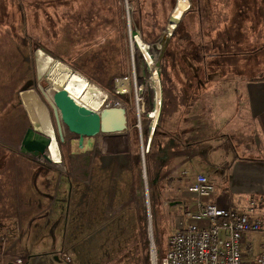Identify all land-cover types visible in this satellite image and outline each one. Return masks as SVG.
Returning <instances> with one entry per match:
<instances>
[{
  "label": "rangeland",
  "instance_id": "1",
  "mask_svg": "<svg viewBox=\"0 0 264 264\" xmlns=\"http://www.w3.org/2000/svg\"><path fill=\"white\" fill-rule=\"evenodd\" d=\"M24 1L0 0V189L8 190L12 181L15 190L16 178L20 184L31 175L30 186L43 180L49 188L37 209L27 210L24 227L16 219L14 237L0 229V262L150 264L184 214L183 203H170L186 198L197 173L217 190L218 154L238 143L235 132L219 140L223 123L202 118L203 108L224 96L236 114L229 127L240 120L241 87L264 77V52L249 54L264 50V0H128L131 12L122 0H94L91 9L90 1L79 0L60 11L59 0H45V14L34 17ZM75 6L80 12H73ZM170 15L182 17L177 27ZM221 26L226 29L219 32ZM227 40L237 48H225ZM199 45L209 50H196ZM214 48L227 55L209 57ZM37 50L50 56L41 77ZM62 88L94 112L114 105L127 109L126 128L86 140L85 178L66 159L76 151L77 137L52 100ZM24 90L34 96L22 99ZM242 128L249 129L248 123ZM25 136L42 142L50 161L22 152ZM218 143L224 144L208 158ZM10 198L20 213V197ZM4 203L2 213L13 216ZM3 214V225L14 222ZM32 253L41 256L28 262Z\"/></svg>",
  "mask_w": 264,
  "mask_h": 264
},
{
  "label": "crops",
  "instance_id": "2",
  "mask_svg": "<svg viewBox=\"0 0 264 264\" xmlns=\"http://www.w3.org/2000/svg\"><path fill=\"white\" fill-rule=\"evenodd\" d=\"M78 1L79 0H59L58 11L63 8L64 10H70L72 7L69 6L67 8L66 5L69 3L73 4V2L76 5ZM85 1H90L91 9V5L94 0ZM23 3H26L33 17L43 14V10L46 7L45 0H25ZM74 8L73 12H80L78 7L75 6ZM93 12H96V10ZM23 19H25L24 15ZM222 28V26L219 27L218 31L221 32ZM223 29L225 30L226 26ZM212 34L213 36L217 35V33ZM36 57L39 65H45L47 67L50 66V56L45 52L37 50ZM241 89L243 94L240 96V111L238 112V116L241 117L240 120L234 121V124L232 125L233 128L229 127V125L233 123V118L236 117V114L235 112H232L234 107H231L229 101H227V97L223 96L213 98L208 102L207 106L203 108V115L202 113L200 114L202 115V118H209V116H211L212 120H217L218 123H223L224 133H220V131H218L219 140L221 137H224L225 139L227 138L228 141L227 135L229 132H235L238 135L240 134L239 136L237 135L238 143H232L231 141L232 148L229 152L218 154V157L220 158L218 159L217 168L219 170L216 180L217 190H215L214 195L209 201L220 204L223 207L229 206L232 209H243L245 208L249 197H259L263 201V206L258 214L261 217H264V80H249L248 82H244ZM243 123H248L249 129L242 128ZM223 144L224 143H218L212 146V148L208 151V158L215 157V151L217 149L219 150ZM229 153L230 156L228 158ZM221 157H223V159ZM20 179L21 183L18 184V178H16L17 189L14 190L12 187V181L8 190L5 191L0 189V202L6 201L10 210L13 208L15 209L14 205L11 204L8 199H11L10 197L16 193L20 197V206H22V210L24 211L20 210L19 213L18 210L16 213L13 209L11 211L15 214L13 216H8L2 213V208L0 207V211L4 215V219L5 217H9L10 220L14 221L9 222L7 225H3L4 223H1L0 221V229H5V233L10 237H14L16 235L17 225H19V223H21V227H24V225L28 223V221H24V218L29 219V215H31L30 213L37 209L34 208V206L42 203L45 197L48 196L49 187L43 182V180H41L40 184L36 181L35 183L32 182V186H30L31 181L33 180L32 175L30 177H25V179L22 177ZM180 193L182 196V192ZM184 196H186L184 200L177 199L175 202L170 203V205L176 206L183 203L181 207H184V209L187 207L193 209L194 197L188 193V191H186ZM23 197L25 198L23 199ZM0 206L5 207L6 203ZM27 210L30 212L29 214H27ZM1 213L0 219L2 217ZM17 218L20 220L19 223L16 222ZM247 238L254 243L256 252H259L260 244L264 242V236L251 234ZM14 240L16 239H13V241ZM9 241L12 242V238L9 239ZM26 256L28 257L29 254H26ZM39 256H41V254L32 253L30 258H28V262H30V260L35 261L34 259L39 258ZM0 264L2 263L0 262Z\"/></svg>",
  "mask_w": 264,
  "mask_h": 264
},
{
  "label": "built area",
  "instance_id": "3",
  "mask_svg": "<svg viewBox=\"0 0 264 264\" xmlns=\"http://www.w3.org/2000/svg\"><path fill=\"white\" fill-rule=\"evenodd\" d=\"M122 2L131 12L129 1ZM130 18L132 25V13ZM187 191L194 197V208L183 210L165 251L160 257L151 255L150 264H264V242L256 252L247 238L251 234L264 236V217L258 214L261 198L249 197L243 209L219 206L209 201L215 185L202 173L193 175ZM150 243L153 247L151 239Z\"/></svg>",
  "mask_w": 264,
  "mask_h": 264
},
{
  "label": "water",
  "instance_id": "4",
  "mask_svg": "<svg viewBox=\"0 0 264 264\" xmlns=\"http://www.w3.org/2000/svg\"><path fill=\"white\" fill-rule=\"evenodd\" d=\"M20 95L22 99H25L29 95L34 96V93L30 90H24L20 92ZM52 100L56 109L59 111L60 119L63 125L66 126L69 133L77 137L76 151L71 152L66 156L69 168L77 177L85 178L90 169V153L87 151V147L90 146V141L86 140L94 138L95 136L102 133L103 116L98 112H94L85 107L77 105L69 97L64 88L55 91L52 96ZM135 107L139 120L140 115L136 100ZM111 109L117 110L122 116L127 115V111L121 107L117 109L112 107ZM124 128H126V123L123 125V129ZM137 128L140 131L139 124ZM115 132V128H108L107 133L112 134ZM19 147L24 153L37 154L43 157L45 160L50 161L48 156L45 155L46 146L42 142L38 141L35 137H22L19 141ZM141 150V153L144 155L145 152H143V149Z\"/></svg>",
  "mask_w": 264,
  "mask_h": 264
},
{
  "label": "bare ground",
  "instance_id": "5",
  "mask_svg": "<svg viewBox=\"0 0 264 264\" xmlns=\"http://www.w3.org/2000/svg\"><path fill=\"white\" fill-rule=\"evenodd\" d=\"M180 19L175 20L171 15L169 16V21H176L177 22L176 27H177ZM36 64H37L38 70L40 69L38 75L41 77L42 74L45 73V70H46L47 66L39 65L37 61H36ZM136 99H137V105H138L139 99L138 98H136ZM112 107H115L116 109L119 108L117 106H111V107L103 108L101 111L98 112V113H100L103 116L102 133L107 132L108 128L109 129L115 128L116 132H120L121 130H123V125L125 123L124 119H123V116L117 110H112L111 109Z\"/></svg>",
  "mask_w": 264,
  "mask_h": 264
},
{
  "label": "trees",
  "instance_id": "6",
  "mask_svg": "<svg viewBox=\"0 0 264 264\" xmlns=\"http://www.w3.org/2000/svg\"><path fill=\"white\" fill-rule=\"evenodd\" d=\"M180 26H182V25H180ZM180 26H178V29H177V31H176V34H178V32H179V30L181 29L180 28ZM180 28V29H179ZM176 30V29H175ZM175 32V31H174ZM174 32H173V34H174ZM173 36V35H172ZM179 37H181V36H179ZM188 39V38H187ZM171 42V41H170ZM226 46H225V48H230V47H233V48H237L236 46H234V44H233V41L232 40H228V42H226V44H225ZM169 47V46H168ZM199 48H201V51L200 52H202V53H204V52H206L207 50H209V49H207L206 47H204L203 45H199L198 46V48L196 47V50L197 49H199ZM260 49H262V51L264 52V50H263V47H260L259 49H255L254 51H251L249 54H251V53H255V52H259L260 51ZM211 51V50H210ZM48 52V51H47ZM164 53L166 54L167 53V50L165 49V51H164ZM164 55V54H163ZM227 55V53H224V50H219V49H215L214 48V50L213 51H211V52H209V57H211V58H215V59H219V58H221V57H223V56H226ZM234 55H237V52H233V56ZM204 56V55H203ZM220 60V59H219ZM219 65L218 66H220V63H218ZM258 80H264V77H262V78H260V79H258ZM158 126L155 128V131H154V136L153 137H155V133H156V131L158 130Z\"/></svg>",
  "mask_w": 264,
  "mask_h": 264
}]
</instances>
